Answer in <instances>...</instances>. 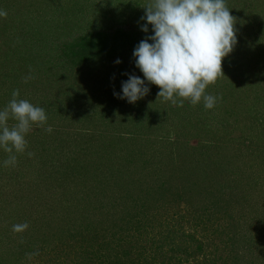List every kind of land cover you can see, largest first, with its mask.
Returning a JSON list of instances; mask_svg holds the SVG:
<instances>
[{
  "label": "rangeland",
  "instance_id": "1",
  "mask_svg": "<svg viewBox=\"0 0 264 264\" xmlns=\"http://www.w3.org/2000/svg\"><path fill=\"white\" fill-rule=\"evenodd\" d=\"M149 3L0 0L7 12L0 18V108L19 90L18 99L42 107L52 127L49 133L33 125L14 166H4L9 154L0 149V256L31 245L16 262L264 264V0H225L237 43L222 59L223 76L205 90L218 97L212 109L203 99L174 105L147 81L150 91L135 103L115 96L125 73L143 79L127 46L117 58L83 60L66 71L63 52L73 38L107 20L139 33ZM28 37L36 41L32 49ZM177 107L179 116L189 113L187 121L177 118ZM140 167L143 188L98 190V205L87 206L83 197L102 174L138 177L132 172ZM153 181L164 183L162 194L141 213L144 186ZM106 200L111 205L102 209ZM3 217L27 222L31 236L8 231Z\"/></svg>",
  "mask_w": 264,
  "mask_h": 264
},
{
  "label": "clouds",
  "instance_id": "2",
  "mask_svg": "<svg viewBox=\"0 0 264 264\" xmlns=\"http://www.w3.org/2000/svg\"><path fill=\"white\" fill-rule=\"evenodd\" d=\"M141 20L146 21L140 30L149 33L135 47L132 53L135 67L143 79L127 74L121 81L120 99L135 103L150 91L146 81L159 88L158 96L174 105L182 106L184 99L196 105L203 99L204 107H215L218 97L206 94L208 85L216 82L222 74V59L236 45L234 17L226 7L225 0H150ZM7 12L0 9V18ZM115 64L121 61L116 59ZM33 77L26 76L25 83ZM19 90L12 92V99L0 108V149L9 156L4 166H14L17 157L27 148L26 135L33 125H47V114L42 107L26 99H18ZM9 119L16 123L8 126ZM29 156L33 155L28 153ZM28 223L13 225L14 232H23ZM36 253L28 254L29 259Z\"/></svg>",
  "mask_w": 264,
  "mask_h": 264
},
{
  "label": "trees",
  "instance_id": "3",
  "mask_svg": "<svg viewBox=\"0 0 264 264\" xmlns=\"http://www.w3.org/2000/svg\"><path fill=\"white\" fill-rule=\"evenodd\" d=\"M49 1H51V0H49ZM111 20H113V19L111 18ZM110 24L111 23H109L107 20V22L104 24V26L101 30L92 31V32H89L86 34L84 33L82 35H79L75 39L73 38V40H72L73 43L70 46L66 47V49L64 48L65 46H63V45L60 46L61 48L65 49L63 52L64 56H67L66 58H69V60L68 59L65 60L66 61V66H65L66 71L69 70L68 69L69 66L72 67L74 65H77V66L82 65L84 63L83 60L87 61V62H93V60H96V59L97 60L105 59L106 61H109L110 58H117L119 55H121L123 53L124 50H127L128 48L134 49V47L142 39L146 38V33L142 32V31H139V33H137V32H133V33L132 32H125L121 28L114 29V25L113 24L110 25ZM26 41H27V45L29 47H31V49H32V44H34L36 42L34 39H29V37L26 39ZM126 46H127V49L125 48ZM63 53H62V55H63ZM58 58L60 59L59 61L61 62L62 58L61 57H58ZM65 74H67V73H65ZM178 108L179 107H177V109H174V112L176 113L177 118L179 116L178 111L180 110ZM179 117L182 119V121L184 119H186V121H187V118H189V113L184 112ZM186 125L181 124L179 126V128L182 130V128H184ZM128 153H129V151L127 150L126 155H128ZM41 157L42 156L40 155V157H39L40 160H42ZM90 165L91 164H89V166ZM142 167L138 168L137 170H133V172H132V174H136V172H138L139 173L138 177L137 176L131 177L130 173L126 174L125 172H122V173H119L116 171L111 172V169L107 171L108 172L107 175L102 174L101 176H102L103 181L100 183V179H98V181L91 186V188L88 190V193H86V195L83 197L84 201H86L87 206L88 207H96V205H98V204L94 205V203H99V200H100L99 198H97L98 190L101 192L102 190L103 191L106 189L109 190L110 188L112 189L114 187L112 192L117 193L118 191H115V190H117V189H115V188H117V186L119 188H122L123 191H124V188H128V187H130V188H132V187L143 188L140 186L141 184L139 182V180L142 178L141 176L144 174ZM92 169L93 170H91V172L94 173L93 177H95V175L99 176L101 174V172L99 175L96 174V172L98 170L97 166H92ZM139 169H140V171H138ZM141 172H142V175H141ZM120 176H122L123 178L120 179ZM117 177H119V178H117ZM98 178H100V176ZM152 178H150V180ZM147 180H148V178H147ZM120 182H121V184H120ZM107 183L110 184L109 185L110 187L107 186ZM115 183H117V185H115ZM163 185H164V183L162 184L160 182L157 183V182L153 181L152 185L144 186L143 193L145 195H143L140 198L141 203L137 207L140 209L141 213H143V210H144V209L142 210V207H144L145 210L147 208H149V205H147L146 202L150 201L154 196H156V198H159L161 196L162 191H163ZM94 190H96L97 193L96 192L94 193L93 192ZM119 190H121V189H119ZM122 190H121V192H122ZM125 192H126V194L128 193V191H124L123 193H125ZM117 194H119V193H117ZM132 195H133V192L131 194L126 195V197H129ZM68 199H69V197H68ZM71 200H73V199H71ZM153 200H155V199H153ZM110 205H111V203L108 200H106L105 202L103 201V203L100 207L103 209V208L110 207ZM98 208H99V206H98ZM128 209H129V206L128 207L126 206L125 210H124V208L122 210H124L125 212H128ZM0 210L2 212L3 209H0ZM200 214H203L202 211L200 212ZM28 218H30V216ZM38 218L39 217L35 214L34 219H38ZM15 219L13 218L11 221H8L6 217L5 218L3 217V221L7 220V222H8V225H9L8 231L13 230V225L17 224V222L16 223L12 222ZM90 225H92V224H90ZM0 228H1V226H0ZM39 228H41V227H39ZM23 232L25 233L24 235L28 234L29 236H31L30 234L33 231L31 232L30 230H25ZM56 233L57 232H55V234ZM39 235L43 237V239L39 243H41V242L46 243L44 240H45V238L47 239L49 237L47 235L44 236V234L43 235L39 234ZM3 237H5V235ZM3 237H2V239H0V242L3 240ZM37 238L38 237H34V239H33V240H35L34 243L38 242V240H36ZM87 238L84 239L83 241L87 242L89 240ZM76 243H77V241H76ZM19 246H20L19 249L17 248L16 251H13L10 253L7 252L5 256L4 255L0 256V264H20V263L16 262L15 260L21 259L20 262H22L23 259L26 257V253H28L32 249H31V245H26L24 247H22L21 245H19ZM196 248L198 250H200L201 249L200 244H198V246H196ZM194 253H195V251H194ZM194 253H190V254L193 256Z\"/></svg>",
  "mask_w": 264,
  "mask_h": 264
}]
</instances>
